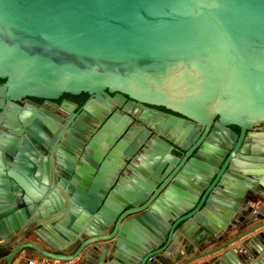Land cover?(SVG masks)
I'll use <instances>...</instances> for the list:
<instances>
[{"label": "water", "instance_id": "1", "mask_svg": "<svg viewBox=\"0 0 264 264\" xmlns=\"http://www.w3.org/2000/svg\"><path fill=\"white\" fill-rule=\"evenodd\" d=\"M0 78V264L31 254L76 264H264V130L242 143L264 122V0H0ZM63 93L89 97L68 137L54 136L53 170L51 154L31 143L53 124L13 101ZM124 95L204 133L174 165L157 150L117 176L124 162L105 149L123 124L103 117ZM139 103L126 107L152 115ZM87 122L100 129L76 136ZM167 122L175 132L195 127ZM228 125L240 129L235 145ZM75 139L89 150L71 175L76 153L58 142Z\"/></svg>", "mask_w": 264, "mask_h": 264}, {"label": "flooded vegetation", "instance_id": "2", "mask_svg": "<svg viewBox=\"0 0 264 264\" xmlns=\"http://www.w3.org/2000/svg\"><path fill=\"white\" fill-rule=\"evenodd\" d=\"M3 82L4 80L0 78V93ZM109 95L114 97L115 93H109ZM88 97L89 96L86 93L77 95L63 93L55 99L22 96L20 99L13 101V103L21 107V112H23V109H27L26 111L29 110L27 116L30 117V119L36 118L37 121L42 123V125H44V120L53 124L52 129L50 126L46 125L39 126L40 130L37 134L41 137V140L36 143L31 141L34 146L38 144L47 152V154H51V167L53 170H57L55 165L56 158L54 150H56V147L54 145V136L61 134L64 138L68 137V129L72 126L73 122L78 120L82 111V105ZM124 97V101L116 99L114 102H111V110L103 117L104 120H107L115 113L117 119L115 120L114 126H118V123L123 124L120 135L113 143L107 142L108 146L105 149V155H115L121 158L124 162L123 165L119 167L116 174L117 176H120L123 173L128 175L133 172V168L141 167V161L157 150H160L168 162L173 163L172 165H174L175 159L181 158L188 150H190L204 133V128L198 126L197 122L165 106L139 103L136 100L130 99L127 95H124ZM127 101H133L147 107L152 115H149L146 119H140L138 111L126 107ZM21 112H18L17 114L13 113V120L15 117L18 118L19 113ZM173 116L181 117L190 123H194L195 127L192 129H185V127L182 126V129L179 132H175L177 124L167 122L168 118ZM100 126L101 124H96L90 128L89 123L87 122L84 126H80L81 128L77 130L76 136L83 137L85 134L90 133L91 138L100 129ZM23 127L26 132L27 129L30 128L28 124ZM225 129L227 130L225 135L232 141V144L235 145L239 140V127L228 125ZM262 130H264V122L248 128L245 131L242 143L249 142L248 138L249 136H252L251 133H256ZM114 131H116V128ZM13 135L19 136L14 130ZM107 135H109V133ZM46 137H51V141L47 140ZM121 138L124 139V145L117 146V142ZM58 145L62 146V148L68 146L69 149H65V151L70 154H74L73 151H75V166H73V170L70 174H76L75 170L77 166L80 164L83 155L89 150L87 142L84 145H81L76 139L71 140V142L61 140L58 142ZM193 152L194 151H192V153ZM51 175L52 177L58 176L56 171H52ZM155 189H157L156 186L153 190Z\"/></svg>", "mask_w": 264, "mask_h": 264}, {"label": "built area", "instance_id": "3", "mask_svg": "<svg viewBox=\"0 0 264 264\" xmlns=\"http://www.w3.org/2000/svg\"><path fill=\"white\" fill-rule=\"evenodd\" d=\"M71 262L73 261H60L57 259L38 255L36 257L28 259L26 264H69Z\"/></svg>", "mask_w": 264, "mask_h": 264}, {"label": "crops", "instance_id": "4", "mask_svg": "<svg viewBox=\"0 0 264 264\" xmlns=\"http://www.w3.org/2000/svg\"><path fill=\"white\" fill-rule=\"evenodd\" d=\"M175 239L178 240L177 237H175ZM210 247H211V246H209V247H207V248H210ZM36 256H37V255H33V254H31L30 257H29V259H31V258H33V257H36ZM235 259L237 260V264H253V262H246V263H243L242 260L239 259L238 257L235 258ZM75 261H76V260H75ZM75 261H73V262H71V263H69V264H76ZM1 264H3V262H2ZM13 264H20V262H18V258L13 262Z\"/></svg>", "mask_w": 264, "mask_h": 264}, {"label": "rangeland", "instance_id": "5", "mask_svg": "<svg viewBox=\"0 0 264 264\" xmlns=\"http://www.w3.org/2000/svg\"><path fill=\"white\" fill-rule=\"evenodd\" d=\"M101 146V145H100Z\"/></svg>", "mask_w": 264, "mask_h": 264}]
</instances>
